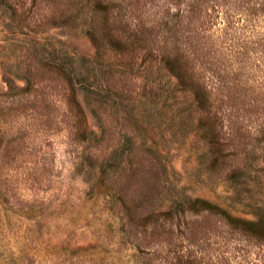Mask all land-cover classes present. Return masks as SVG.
Segmentation results:
<instances>
[{"label": "rangeland", "instance_id": "374dc122", "mask_svg": "<svg viewBox=\"0 0 264 264\" xmlns=\"http://www.w3.org/2000/svg\"><path fill=\"white\" fill-rule=\"evenodd\" d=\"M0 264H264V0H0Z\"/></svg>", "mask_w": 264, "mask_h": 264}]
</instances>
